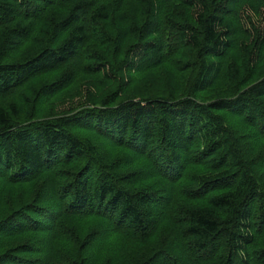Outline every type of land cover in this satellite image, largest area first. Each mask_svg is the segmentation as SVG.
<instances>
[{
	"label": "trees",
	"instance_id": "16d2710c",
	"mask_svg": "<svg viewBox=\"0 0 264 264\" xmlns=\"http://www.w3.org/2000/svg\"><path fill=\"white\" fill-rule=\"evenodd\" d=\"M0 264H264V0H0Z\"/></svg>",
	"mask_w": 264,
	"mask_h": 264
}]
</instances>
